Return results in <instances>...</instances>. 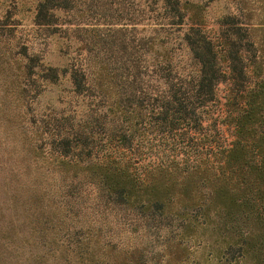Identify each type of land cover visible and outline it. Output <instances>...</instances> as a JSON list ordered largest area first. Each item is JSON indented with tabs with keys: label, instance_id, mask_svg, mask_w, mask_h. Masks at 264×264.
<instances>
[{
	"label": "trees",
	"instance_id": "16d2710c",
	"mask_svg": "<svg viewBox=\"0 0 264 264\" xmlns=\"http://www.w3.org/2000/svg\"><path fill=\"white\" fill-rule=\"evenodd\" d=\"M231 1L213 25L200 0H143L137 42L111 21L108 59L89 40L60 71L22 44L31 76L69 82L65 110L27 120L31 149L92 214L56 230L32 194L44 252L61 247L27 264H264V0ZM67 2L38 0L35 23Z\"/></svg>",
	"mask_w": 264,
	"mask_h": 264
},
{
	"label": "rangeland",
	"instance_id": "374dc122",
	"mask_svg": "<svg viewBox=\"0 0 264 264\" xmlns=\"http://www.w3.org/2000/svg\"><path fill=\"white\" fill-rule=\"evenodd\" d=\"M37 1L0 0V264H27L35 254L51 259L59 254L60 242L52 243L51 253L44 252L38 227L29 222L33 216L29 205L35 192H46H42L41 206L47 207L50 202L56 216H61L55 223L56 230L88 223L92 218L82 205L65 206L60 202V193L66 187L62 184L67 181L50 170L31 149L32 131L27 120L35 112L65 110L69 82L65 75H60L58 81L46 85L31 76L24 66L27 59L18 55L22 44L29 55L38 57L43 67L51 64L60 71L66 63L63 51L71 52L89 40L90 53L96 54L92 60L108 59L110 48L106 41L114 34L109 28L111 21L125 41L133 35L137 42L143 32V0H68L55 11L54 22L49 26L34 21ZM200 1L205 5L206 19L213 25L233 5L231 0ZM253 10L254 22L263 21L264 10L257 4ZM129 18L134 22V30H130ZM66 40L70 45L65 47ZM17 56L24 60L21 65ZM57 260V264H62Z\"/></svg>",
	"mask_w": 264,
	"mask_h": 264
}]
</instances>
